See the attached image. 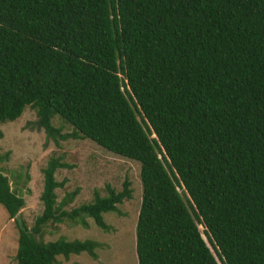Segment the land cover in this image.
I'll use <instances>...</instances> for the list:
<instances>
[{
	"label": "trees",
	"instance_id": "16d2710c",
	"mask_svg": "<svg viewBox=\"0 0 264 264\" xmlns=\"http://www.w3.org/2000/svg\"><path fill=\"white\" fill-rule=\"evenodd\" d=\"M28 106L54 141L140 163L137 264H264V0H0V123ZM64 167L52 156L42 169L31 227L0 172L16 264L96 259L98 241H44L46 225L108 230L103 213L131 197L125 179L64 210L77 194L56 201Z\"/></svg>",
	"mask_w": 264,
	"mask_h": 264
},
{
	"label": "rangeland",
	"instance_id": "374dc122",
	"mask_svg": "<svg viewBox=\"0 0 264 264\" xmlns=\"http://www.w3.org/2000/svg\"><path fill=\"white\" fill-rule=\"evenodd\" d=\"M36 121L35 110L28 106L18 119L0 123V172L9 178L11 187L25 200L17 216L31 227L42 213V169L52 156L60 157L68 165L55 172L56 180L64 183L55 190L57 203L66 201L68 195L77 190L72 201L62 206L67 211L92 202L95 190L105 196L107 185L121 190L127 179L131 197L118 204L117 211L103 213L108 230L97 226L90 217L87 218L88 227L64 218L61 223L47 224L42 239H92L100 243L95 249L96 259L81 252L70 254L67 259L58 256L60 264H137L135 228L142 197L140 163L113 154L89 139L69 138L56 142ZM52 122L62 126V133L71 131V126L58 117ZM17 242L16 223L0 204V264H16Z\"/></svg>",
	"mask_w": 264,
	"mask_h": 264
}]
</instances>
